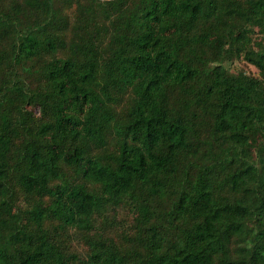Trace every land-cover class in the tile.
Listing matches in <instances>:
<instances>
[{
    "label": "trees",
    "instance_id": "trees-1",
    "mask_svg": "<svg viewBox=\"0 0 264 264\" xmlns=\"http://www.w3.org/2000/svg\"><path fill=\"white\" fill-rule=\"evenodd\" d=\"M254 34L264 0H0V264H264Z\"/></svg>",
    "mask_w": 264,
    "mask_h": 264
},
{
    "label": "rangeland",
    "instance_id": "rangeland-1",
    "mask_svg": "<svg viewBox=\"0 0 264 264\" xmlns=\"http://www.w3.org/2000/svg\"><path fill=\"white\" fill-rule=\"evenodd\" d=\"M264 40V35L261 36L260 34H254L252 35V42L255 43L258 40ZM222 65L224 66V68L226 69V71L230 74L236 75L238 72H244L246 74L249 75H253V76H260V73H258V70L251 65L250 63H248L247 61H245L242 58H234L231 60H224L222 62ZM264 77V74L262 75ZM119 226L123 227V228H129V225L131 223V216H130V212H127L125 210L120 211L115 220H114ZM119 228L118 227H114L113 231L114 234H118L119 232ZM73 246H71L72 249ZM74 247L77 248V250L80 253H85V249L83 246H79L77 244L74 243Z\"/></svg>",
    "mask_w": 264,
    "mask_h": 264
}]
</instances>
